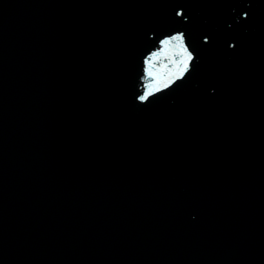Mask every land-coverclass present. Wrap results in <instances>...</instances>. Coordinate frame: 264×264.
<instances>
[{"label":"water","instance_id":"water-1","mask_svg":"<svg viewBox=\"0 0 264 264\" xmlns=\"http://www.w3.org/2000/svg\"><path fill=\"white\" fill-rule=\"evenodd\" d=\"M0 264H264V0H0Z\"/></svg>","mask_w":264,"mask_h":264},{"label":"snow or ice","instance_id":"snow-or-ice-1","mask_svg":"<svg viewBox=\"0 0 264 264\" xmlns=\"http://www.w3.org/2000/svg\"><path fill=\"white\" fill-rule=\"evenodd\" d=\"M174 39H176V40H181L182 39V36H180V35H178V36H176V37H174ZM167 42V41H166ZM190 58V57H189ZM187 70V66H185V68L184 69H182L181 70V75H183V72L184 71H186ZM171 81H169V83H170ZM165 86H167V85H165Z\"/></svg>","mask_w":264,"mask_h":264}]
</instances>
